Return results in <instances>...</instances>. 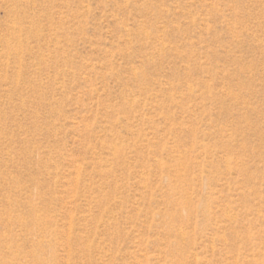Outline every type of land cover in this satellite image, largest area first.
<instances>
[{"label": "rangeland", "instance_id": "rangeland-1", "mask_svg": "<svg viewBox=\"0 0 264 264\" xmlns=\"http://www.w3.org/2000/svg\"><path fill=\"white\" fill-rule=\"evenodd\" d=\"M0 264H264V0H0Z\"/></svg>", "mask_w": 264, "mask_h": 264}]
</instances>
